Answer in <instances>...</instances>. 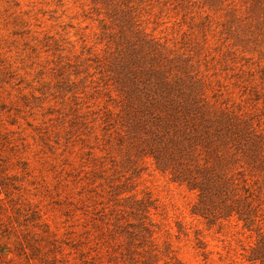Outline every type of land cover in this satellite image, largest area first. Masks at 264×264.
<instances>
[{"label":"rangeland","instance_id":"1","mask_svg":"<svg viewBox=\"0 0 264 264\" xmlns=\"http://www.w3.org/2000/svg\"><path fill=\"white\" fill-rule=\"evenodd\" d=\"M250 194L264 0H0V264H261Z\"/></svg>","mask_w":264,"mask_h":264},{"label":"trees","instance_id":"2","mask_svg":"<svg viewBox=\"0 0 264 264\" xmlns=\"http://www.w3.org/2000/svg\"><path fill=\"white\" fill-rule=\"evenodd\" d=\"M246 194L250 191L243 187ZM260 200L254 198V195L250 194L244 198V200H234L229 206L231 208V214L237 216L238 221L242 223L243 229L251 235H256L258 243L256 251L258 249V255L250 261H260L264 264V210Z\"/></svg>","mask_w":264,"mask_h":264}]
</instances>
